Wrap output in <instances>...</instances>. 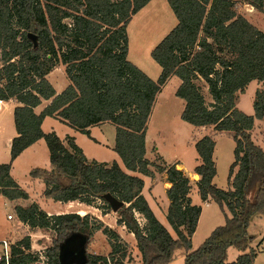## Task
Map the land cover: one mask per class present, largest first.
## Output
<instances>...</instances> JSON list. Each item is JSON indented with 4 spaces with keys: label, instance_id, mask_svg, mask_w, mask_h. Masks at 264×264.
Masks as SVG:
<instances>
[{
    "label": "trees",
    "instance_id": "16d2710c",
    "mask_svg": "<svg viewBox=\"0 0 264 264\" xmlns=\"http://www.w3.org/2000/svg\"><path fill=\"white\" fill-rule=\"evenodd\" d=\"M150 1L0 0V101L17 103L9 162L0 164V195L9 201L29 198L11 176L12 163L43 140L49 169L33 168L28 173L44 184L42 197L61 204L81 203L102 215L111 212L104 195L123 202L115 213L116 225L133 235L142 264H169L178 248L186 252L183 264H253L257 251L250 247L248 228L254 216L264 217V151L251 138L255 120L262 122L264 131V32L240 14L238 3L231 0H167L177 23L150 53L161 68L154 81L127 60V24ZM240 3L264 14V0ZM28 34L36 36V47ZM57 65L65 67L69 82L59 94L47 80ZM173 76L180 80L175 96L184 102L181 120L227 133L235 145L228 187L222 190L212 184L216 175L213 137L206 135L194 144L199 159L193 169L199 177L197 193L202 202L215 203L224 215V224L195 250H191V239L201 207L192 204L190 179L177 169V163L159 165L145 158V135L155 98ZM197 79L206 85L211 103L206 104ZM253 81L263 89L255 92L253 114L246 115L236 109L235 99ZM43 100L49 104L36 114L34 109ZM46 117L87 137L92 126L113 125V151L122 166L89 161L73 138L62 141L54 132L44 133L41 124ZM130 173L149 178L155 173L165 175L170 184L165 191L166 220L175 237L141 194L142 178ZM96 201L101 207L95 206ZM14 212L29 228L55 232L45 264H60L59 250L67 239L91 245L96 232L107 238L110 253L107 257L86 254L84 264H124L128 259L127 245L118 233L89 214L66 213L49 221L36 204L16 205ZM229 248L240 253L231 263L227 262ZM7 263L42 264L30 252L28 236L10 246Z\"/></svg>",
    "mask_w": 264,
    "mask_h": 264
},
{
    "label": "rangeland",
    "instance_id": "374dc122",
    "mask_svg": "<svg viewBox=\"0 0 264 264\" xmlns=\"http://www.w3.org/2000/svg\"><path fill=\"white\" fill-rule=\"evenodd\" d=\"M237 3L238 12L252 25L264 31V14L252 10L248 6H244L240 2ZM164 6L167 7L169 14L164 12ZM172 18L175 19L170 8L167 6L166 0H154V2L144 10L136 13L126 27L128 48L127 60L154 81L158 78L161 68L152 60L150 53L166 34L170 32L171 26L169 25ZM66 22L70 23V21ZM1 65L2 63L0 61V67ZM57 77L58 73L55 72L50 78L51 83H53V86H56V88L59 87ZM64 79L66 80V78ZM178 81L179 79L173 76L172 80L162 88L161 92L156 97L153 114L148 124L146 136V157L149 161L156 162L159 165H170L171 163L179 162L184 169L185 174L190 179L192 189L189 196L192 204L201 207L202 210L197 229L191 239V250H195L215 228L224 224V215L215 203L210 202L205 204L202 202L197 193V188L194 184L197 178L193 173V169L199 164V159L194 144L206 135L213 137L215 141L213 160L215 162L216 175L212 180V184L216 188L222 190H225L228 187V172L230 165L233 162V149L235 145L232 137L227 133H214L212 128L194 127L181 120L182 102L175 96V90L177 88L176 84ZM195 83L200 88L206 104L211 103V98L204 82L197 79ZM259 89H263L261 83L255 81L249 83L243 94L236 95V109L246 115H252L255 92ZM7 108L8 105L0 108V164H6L9 162V147L7 140L13 137L12 133L15 132L13 122L9 121L7 118ZM114 129V126L111 124H106V126H104V130H106L108 134H112L113 140ZM97 130V128H93L92 135L101 142L102 139L97 135ZM58 133L62 136L64 132L58 131ZM251 138L253 143L264 151V131L261 121L255 120L254 127L251 130ZM77 142L81 145L85 156L90 161L95 160L101 163H110L111 160L116 159L117 163L122 166L121 161L117 156H113L111 159L110 150L106 147L104 141L100 144H94L87 137L80 136V138L77 139ZM37 149L38 148H35V151H37L36 154L32 155V153L28 152L14 164L12 175L15 177L20 187L29 194L32 202L34 201L38 209L45 214V217L51 221L55 216H60L65 213H77L80 216L89 214L93 217L99 214L101 211L98 209L77 202L67 203L60 206L49 205L50 200H46L42 197L44 184L41 181L33 180L28 176L29 170L33 168L49 169V156L46 146L44 145L42 150ZM156 174L157 173H155V175ZM158 175L160 174H157L156 176ZM150 183L152 182H148L146 185L145 194L151 195L154 193L157 196V193L159 192L157 187L160 185L154 187L153 184ZM29 203L30 201L17 200L12 206L4 198L0 197V238L4 236L7 230L11 231L12 228L19 233L16 237L19 240L31 233L33 234L31 237L29 236L31 239V249H33L31 251L34 252L37 249H40L45 254L47 249L53 245V240L56 236L53 230L49 228H29L27 225L24 226L23 224H20L17 221V217L15 218L16 220L6 221L7 215L14 216V207L16 205L27 206ZM101 205L102 203L100 201H96V207H101ZM111 213L112 212L109 214ZM137 218L142 225L143 219L141 216L137 215ZM163 224L165 225V228L170 231L171 235L175 237V234L168 225L166 219L163 220ZM248 235L252 237L250 246L258 252L255 258V264H264V251L261 250V247L264 244L263 216L256 215L253 217L248 228ZM6 241L11 243L9 240ZM83 250L85 255L94 254L107 257L110 253V246L107 238L101 232H98L97 235L95 233L94 241L91 245L85 244ZM130 250L133 251V248ZM133 252H131L130 255L133 256ZM184 252L185 250L183 248L176 249L175 259L169 264H183ZM239 255L240 253L238 251L229 248L227 252V262L231 263L235 261ZM132 262L133 257L128 264H132Z\"/></svg>",
    "mask_w": 264,
    "mask_h": 264
},
{
    "label": "crops",
    "instance_id": "0c3cea01",
    "mask_svg": "<svg viewBox=\"0 0 264 264\" xmlns=\"http://www.w3.org/2000/svg\"><path fill=\"white\" fill-rule=\"evenodd\" d=\"M231 1H234V2H241L242 0H231ZM152 2H154V0H151L144 8H142L141 10H144L146 7H148ZM166 3H167V0H166ZM167 6H168V4H167ZM244 6H246V5H244ZM169 7V6H168ZM249 7V6H248ZM250 9H252V10H254L253 8H251L250 7ZM140 10V11H141ZM171 10V9H170ZM164 12L166 13L167 12V14H169L168 13V9H167V7L166 6H164ZM172 12V11H171ZM172 15H173V13H172ZM174 16V15H173ZM174 18H175V16H174ZM176 23H177V21H176V19H171V22H170V25L169 26H171V29L172 28H174V26L176 25ZM260 30V29H259ZM171 31V30H170ZM260 31H262V30H260ZM264 32V31H263ZM64 66L63 65H57L48 75H47V80L49 81V83L52 85V87L54 88V90H55V92H56V94H59V93H61L66 87H67V85L69 84V82H68V80H67V78H66V76H65V73H64ZM55 72H57L58 73V77H57V79H58V82H59V87L58 88H56V86H53V83H51V75H53ZM64 78H66V80L64 79ZM172 78L173 77H171V78H169V80L166 82V84L170 81V80H172ZM165 84V85H166ZM164 85V86H165ZM179 85H180V80L177 82V84H176V87L178 88L179 87ZM163 86V87H164ZM162 87V88H163ZM162 88H161V90H162ZM177 88H176V90H177ZM161 90H160V92H161ZM176 90H175V92H176ZM159 92V93H160ZM158 93V94H159ZM158 94H157V96H158ZM156 96V97H157ZM178 98V97H177ZM178 99H180V98H178ZM155 101H156V98H155ZM180 101L182 102V107H181V112H182V110H183V106H184V102H183V100H181L180 99ZM49 104V101H42L41 102V104L38 106V107H36L35 109H34V112L36 113V114H39L42 110H43V108L45 107V106H47ZM6 105H8V108H7V118L9 119V121H12L13 122V110H14V108L17 106V103L15 102V100H9V101H7V102H2V104L0 105V108L2 107V106H6ZM153 109H154V105H153V108H152V112H151V115H150V117H149V120H148V123H147V130H148V124H149V121H150V118H151V116H152V114H153ZM14 124V123H13ZM106 124H109V123H102V124H99V125H96V126H92V127H90L89 129H88V131H89V137H87L86 135H84V134H82V133H80V132H78V131H76V130H74V129H72V128H70V127H68V126H66V125H64V124H62L61 122H59L57 119H55V118H52V117H46L44 120H43V122H42V124H41V129H42V131L44 132V133H50V132H54L62 141H65V139L67 138V137H71V138H73V140H74V143L79 147V148H81V150L83 151V153H84V150H83V148L81 147V145L77 142V139L78 138H80V136H85V137H87L91 142H93L94 144H100L102 141H104V143H105V145H106V147H108L109 148V150H110V153H111V159L113 158V156H117L116 155V153L113 151V147H114V140H113V136H112V134H108L107 132H106V130H104V126H106ZM93 128H97L98 130L96 131V133H97V135L102 139V141L101 142H99L98 141V139L97 138H95L93 135H92V130H93ZM115 130V129H114ZM147 130H146V135H145V150H146V153H145V158L147 159V148H146V145H147V142H146V136H147ZM58 131H63L64 133L62 134V136H60V134L58 133ZM110 133V132H109ZM81 134V135H80ZM12 135H13V137H11V138H9L8 140H7V143H8V147H9V149H10V144H11V141H12V139L15 137V135H16V133L15 132H13L12 133ZM114 137H115V132H114ZM44 145H45V142L43 141V140H39L38 142H36L35 144H33L32 146H30L29 148H27L25 151H23L15 160H14V162L12 163V168H11V176L13 177V175H12V173H13V169H14V164L18 161V160H20V158L22 157V156H24L25 154H27L28 152H30V153H32V155H34V154H36L37 153V151H35V148H38L37 150H42L43 148H44ZM46 146V145H45ZM85 155V154H84ZM118 157V156H117ZM87 158V157H86ZM87 160H89L88 158H87ZM148 160V159H147ZM90 161V160H89ZM149 161V160H148ZM98 162V161H97ZM112 162H117L116 161V159H113V160H111V162L110 163H107V164H111ZM151 162V161H150ZM171 164H176V162L175 163H171ZM170 164V165H171ZM177 169H180V170H182L184 173H185V171H184V169L182 168V166L180 165V163L178 162L177 163ZM151 170H153L152 168H150ZM30 171V170H29ZM29 173V172H28ZM131 174V173H130ZM133 175H135V176H138V177H140V178H142V180L144 181V188H143V190H142V195H143V197L146 199V201H147V203H148V205H149V207L151 208V210L153 211V213H154V215L156 216V218H157V220L165 227V225L163 224V220H165L166 219V213H167V208H168V200H167V198H166V196H165V191H166V189H168L169 187H170V184L169 183H167L166 181H165V175L164 174H160V175H158V176H156V175H154V177L153 178H149V177H145V176H142V175H140V174H133ZM195 177L197 178V180H198V176L197 175H195ZM13 179L16 181V183L19 185V183L17 182V180L15 179V177H13ZM152 179H153V181H152ZM196 180V181H197ZM161 181V182H160ZM148 182H152V183H150V184H153V186L154 187H157V185H160V186H158L157 188H158V190H159V194L157 193V196L154 194V193H152L151 195L150 194H145V189H146V185H147V183ZM159 182V183H158ZM158 183V184H157ZM195 184V183H194ZM20 186V185H19ZM43 190H44V188H43ZM43 190H42V192H43ZM159 195V196H158ZM28 196H29V194H28ZM0 197H2V198H4L3 196H1L0 195ZM156 197V198H155ZM7 202H9L10 203V205H12L13 206V203L14 202H16V201H9V200H7L6 198H4ZM24 201H30V203L27 205V206H29V205H31V204H36L34 201V203L32 202V200H31V198H30V196H29V198L27 199V200H24ZM205 204H206V202H204ZM208 203H210V202H208ZM49 205H53V206H55V205H65V204H61V203H59V202H53V201H51L50 200V204ZM21 206V205H20ZM27 206H22V207H27ZM158 211V212H157ZM202 211V210H201ZM9 214V213H8ZM66 214V213H65ZM113 215V217H112V215ZM111 214H106V215H102L101 214V212H99V214H97V215H95V218H97V219H99L100 221H102V222H105L104 223V225H106V226H108L109 228H111V229H113V230H116V232L118 233V235L120 236V238H121V240L127 245V252H128V259L124 262V264H128L130 261H131V258L133 257V262H132V264H142L141 263V256H140V254H139V252L137 251V248H136V241H135V239H134V237H133V235L132 234H130L129 232H127V230H126V228L124 227V226H117L116 225V216H115V213H111ZM14 217H16V215L14 214ZM106 220V221H105ZM6 221H8L7 220V216H6ZM13 221V220H12ZM143 221V223H142V225L144 224V220H142ZM25 226V225H24ZM170 232V231H169ZM98 234V232H96V235ZM19 235V233H17L16 231H15V229H13L12 228V230L10 231V230H7V232L4 234V236L2 237V238H0V241L1 240H9V241H11V244H14L15 242H17V241H19V239L18 238H16L17 236ZM31 235H33V234H31V233H29L28 234V237L30 236L31 237ZM173 236V235H172ZM26 237V236H25ZM29 237V238H30ZM31 240V239H30ZM251 247V246H250ZM133 248V251L132 250H130V249H132ZM252 248V247H251ZM261 250L262 251H264V244L262 245V247H261ZM131 252H133V256L132 255H130V253ZM258 253V252H257ZM185 254H186V252H184V254H183V258H184V256H185ZM257 256V255H256ZM256 258V257H255ZM253 264H255V259H254V262H253Z\"/></svg>",
    "mask_w": 264,
    "mask_h": 264
},
{
    "label": "water",
    "instance_id": "95a60500",
    "mask_svg": "<svg viewBox=\"0 0 264 264\" xmlns=\"http://www.w3.org/2000/svg\"><path fill=\"white\" fill-rule=\"evenodd\" d=\"M28 39L32 42L33 46H37V38L31 34H28ZM103 200L109 205L111 212L116 213L120 208L123 207L124 203L114 198L110 194L103 196ZM71 241H78V249L71 251L70 243ZM85 241L75 238L67 239L60 247L59 250V261L60 264H84L85 254H84Z\"/></svg>",
    "mask_w": 264,
    "mask_h": 264
},
{
    "label": "built area",
    "instance_id": "2783aa9c",
    "mask_svg": "<svg viewBox=\"0 0 264 264\" xmlns=\"http://www.w3.org/2000/svg\"><path fill=\"white\" fill-rule=\"evenodd\" d=\"M3 101H0V105L2 104ZM16 217H14L13 215H7V220L9 221H12L14 220ZM16 220V219H15ZM20 224H23V225H27L25 223H22L20 222L19 220H17ZM12 244L9 243L8 241L6 240H1L0 241V260L1 259H4L5 260V264H8V259L10 257V246ZM33 249H31V245H30V252L33 253V254H36L38 255V259L40 261V263L42 264H45V261H46V256L45 254L40 250V249H37L36 251H31Z\"/></svg>",
    "mask_w": 264,
    "mask_h": 264
},
{
    "label": "flooded vegetation",
    "instance_id": "af4514ba",
    "mask_svg": "<svg viewBox=\"0 0 264 264\" xmlns=\"http://www.w3.org/2000/svg\"><path fill=\"white\" fill-rule=\"evenodd\" d=\"M78 245H79L78 241H71V243H70L71 251L77 250L78 249Z\"/></svg>",
    "mask_w": 264,
    "mask_h": 264
}]
</instances>
